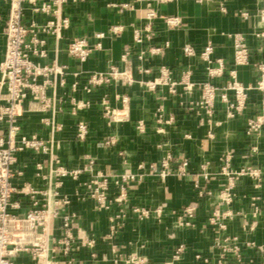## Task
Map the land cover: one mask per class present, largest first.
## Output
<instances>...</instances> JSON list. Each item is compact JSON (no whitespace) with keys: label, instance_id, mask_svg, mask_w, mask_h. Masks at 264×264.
<instances>
[{"label":"crops","instance_id":"0c3cea01","mask_svg":"<svg viewBox=\"0 0 264 264\" xmlns=\"http://www.w3.org/2000/svg\"><path fill=\"white\" fill-rule=\"evenodd\" d=\"M9 4V0H0V62L6 50L3 27ZM61 7L63 14L70 18V26L60 38L40 32L39 36L46 40L43 47L47 56H31L37 63L57 62L67 65V69L64 75H51L53 83L46 90L53 101L49 108L39 110L33 108L31 98L25 100V111L20 117L23 132L28 136L53 138L54 152L69 167L82 166L88 157H94L95 171L110 178L112 195L119 190L115 184L119 174L138 171L140 162L148 164L161 159L163 150L158 144L163 141L168 142L176 156L183 154L190 159L191 172L186 176L149 172L143 180L128 187L127 201L115 203L110 209H99L92 198L76 194V188L90 177L89 173L81 174L78 180L66 179L64 190L72 200L69 209L79 215L76 234L95 239L92 249L84 245L74 250L75 264H165L181 245L185 250L175 264H219L220 252L214 243L221 231L209 219L217 207L218 192L227 182L226 176L220 173L221 157L227 152L232 153L234 169L252 166L261 171L260 186L249 175L242 176L235 188V201L221 207L233 211V217L226 220L225 234L236 236L242 248L241 258L232 252L227 255L228 264L264 263L261 248L264 247V124L260 133L248 134L246 130L248 118L264 111V91L253 90L245 112L234 118L225 116V104L218 101L216 119L221 123L215 125V135L210 137L208 124H200L201 116L187 108L200 99L199 88L186 92L180 87L177 93H171L168 86L150 90L141 83L158 76L160 68L167 66L177 80L181 79L183 70L191 68L193 80L210 79L225 85L234 63L233 35L236 33L245 36L252 59L251 64L238 69L239 77L244 82H255L259 74L253 62L264 56V16L261 15L264 0H67ZM150 9L156 12L155 17H148ZM49 17L27 5L24 22L43 24ZM168 17L180 20L171 24ZM136 30L143 41L135 40ZM99 33L103 35L98 36ZM74 37H85L92 46L87 60L80 61L67 53L66 47ZM208 42L215 46L214 57L222 58L225 63V72L214 78L207 76L206 62L200 55L187 56L183 52L186 43H192L200 51ZM126 46L130 48L131 60L128 74L135 81L123 84L121 80L110 79L87 91L91 74L108 75L111 66L120 70L127 68L123 61ZM155 46H162L164 52L152 53L150 50ZM125 95L129 98V105L123 110L126 118L110 121L103 110V98L112 106L122 108ZM230 97L233 99L232 94ZM76 100L88 101L89 106L73 108ZM158 114H162V121L158 120ZM45 118H49L50 124ZM79 120H85L89 126L84 141L76 137ZM140 120L145 124L144 131L138 129ZM52 122L60 128L54 129ZM111 136L116 142L106 144L105 140ZM47 157L22 152L20 166L26 175L15 182L30 181L43 186L44 181L34 171L36 162ZM206 161L209 171L215 174L208 183L214 193L203 197L195 180L199 178L201 184L205 183L199 173ZM254 196L259 197L257 216L253 214ZM15 199L21 202V207L15 209L19 215L32 206L24 195L17 194ZM135 206H160L163 215L140 218L133 211ZM187 208L194 212L189 225L180 221ZM112 223L115 229L111 235ZM251 224L254 228L249 227ZM59 225L57 221L53 230L56 236L61 234ZM92 251L95 257L91 256ZM19 260L22 264H31L28 258Z\"/></svg>","mask_w":264,"mask_h":264},{"label":"built area","instance_id":"2783aa9c","mask_svg":"<svg viewBox=\"0 0 264 264\" xmlns=\"http://www.w3.org/2000/svg\"><path fill=\"white\" fill-rule=\"evenodd\" d=\"M67 0H51L39 3L38 0H9V11L4 21L3 32L5 36L6 50L4 59L0 62V264H22L20 258H28L31 264H75L73 252L81 246L93 248L94 238H84L77 235L79 229V215L69 209L72 200L64 190L66 179L78 180L83 173H89L90 177L76 188V194L81 198H92L99 209H110L115 203L127 201L128 187L137 181H141L149 172H159L165 175L186 176L190 172V159L186 155L174 154L168 142H160L158 147L163 150V155L158 162H140L138 171H127L117 176L115 184L118 192L111 194L109 176L95 171V158L88 157L87 162L82 166L69 167L65 165L60 156L54 152L55 143L53 138H44L38 134L28 136L22 130L20 117L25 111L24 102L31 98L33 108L45 110L53 104L51 98L46 94L49 85L53 83L51 75H64L67 65L57 62L40 64L32 59V54L47 56V50L43 47L46 43L44 38L39 36L40 32L52 34L56 38L62 37L64 29L71 24L70 18L63 14L62 4ZM76 1V0H75ZM27 5L36 12H44L50 17L47 22L40 24L35 21L24 22V15ZM127 6V3H122ZM157 14L150 9L148 17H155ZM264 16V9H261ZM178 17H168L171 24L179 22ZM150 28V27H148ZM102 36L103 33L97 34ZM149 36V34L147 35ZM234 39V63L229 70L230 78L225 85L216 83L210 79L193 80V70H183L182 77L177 80L172 75V70L167 66L160 68L158 76L141 80V83L150 90H156L161 86H168L171 93H177L182 87L186 92H192L195 88L201 90L199 100L187 106L189 112L201 116L199 123L208 124V135L214 137L215 125L221 123L216 119V104L221 101L225 104V116L234 118L243 114L247 108L250 93L253 90L264 91V56L254 63L258 70V79L255 82H244L239 77L238 69L241 66L252 63L250 46L241 33L233 35ZM135 40L143 41L139 30L135 31ZM67 53L80 61H85L91 55L93 48L85 37H74L66 47ZM154 54H162V46L152 47ZM215 46L208 42L200 51L192 43L183 45V52L187 56L200 55L206 62V72L209 78L222 75L225 72V63L222 58L214 57ZM144 53V52H143ZM130 48L126 46L123 54V61L126 69L120 70L111 66L108 75L102 72L91 74L88 79L87 91L92 90L95 84H102L110 79L121 80L123 84H132L135 79L131 77L129 66ZM143 54L140 55L142 57ZM145 71H148L145 69ZM43 77V80H39ZM77 88V83L73 84ZM233 95V99L230 97ZM122 108L114 107L106 97L102 100L103 110L110 121L126 118L123 114L129 105L128 96H122ZM89 106L88 101L76 100L73 108ZM162 110V105L159 108ZM162 121V114L157 116ZM50 124L49 118L44 119ZM264 124V111L258 116H251L247 120V133L254 134L262 131ZM54 129L60 125L53 124ZM140 131L145 130L143 120L138 123ZM89 134V126L85 120L77 123L76 137L86 140ZM189 137L190 134H185ZM116 139L111 136L105 140L106 144H113ZM256 149V148H254ZM30 151L35 154H45L48 157L38 160L35 164L34 174L44 181L43 186H36L30 181L15 182L26 175V171L20 166V154ZM220 173L227 178L226 184L218 192V203L216 209L210 216V223L221 231L215 238L214 246L219 249V264H228L227 255L235 254L241 258L242 248L236 236L225 234L227 219L232 218L234 213L231 209L222 210L224 205H231L236 198L237 181L244 175H249L255 180L256 186H260L261 171L252 166L240 170L232 167V153L227 152L221 157ZM148 168V170H147ZM199 176L205 179L201 184L199 178L195 180V186L200 196H212L213 190L208 183L215 178V174L209 171V162L201 166ZM21 194L32 202L31 208L22 215L15 212L21 207V202L15 199V195ZM259 197L252 199L253 214L257 216L260 211L258 204ZM133 211L140 218H149L153 215L162 217L163 209L160 206L151 208L135 206ZM121 216L120 214L116 215ZM188 219H186L187 217ZM194 216L192 208H187L186 213L181 216L180 221L192 224ZM111 219L114 221L115 216ZM59 221L61 229L60 236L53 233L56 222ZM255 224V223H254ZM254 224L249 227L254 228ZM111 235L114 233L115 223L111 225ZM247 226V225H246ZM264 250V247L261 246ZM185 250L183 245L179 246L176 253L165 262L175 264ZM95 257V252H91ZM264 264V263H262Z\"/></svg>","mask_w":264,"mask_h":264}]
</instances>
